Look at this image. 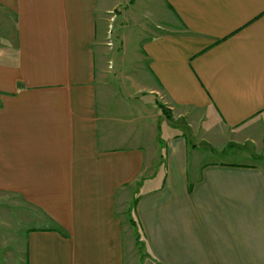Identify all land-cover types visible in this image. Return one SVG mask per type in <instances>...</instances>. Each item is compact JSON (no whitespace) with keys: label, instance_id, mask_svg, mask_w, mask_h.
<instances>
[{"label":"crops","instance_id":"crops-1","mask_svg":"<svg viewBox=\"0 0 264 264\" xmlns=\"http://www.w3.org/2000/svg\"><path fill=\"white\" fill-rule=\"evenodd\" d=\"M120 5L0 0V217L25 219L24 264H264V0H124L126 18L156 17L145 75L117 92L97 53ZM140 178L143 261L115 213Z\"/></svg>","mask_w":264,"mask_h":264},{"label":"rangeland","instance_id":"rangeland-1","mask_svg":"<svg viewBox=\"0 0 264 264\" xmlns=\"http://www.w3.org/2000/svg\"><path fill=\"white\" fill-rule=\"evenodd\" d=\"M116 1L118 2V4L122 5L116 7V9H114L108 15L107 18L109 21L107 24L106 36L102 43L103 50H101L100 53H97V55L99 57L98 63H102L107 75V78L105 80L108 82V84L111 85V87L116 88V90H118L117 92H120L122 89L120 81L123 72H126V75H128L129 77V80L125 79L126 89H128L127 86L131 83V81H133L131 79L132 77L138 78L145 75L143 69L140 67L141 64L145 65V62L140 54L138 55L139 48L137 46H141V31H143V33L146 35L147 28L154 24L156 14H154L152 18L141 12L140 16L133 15L131 16V19H128L123 14L124 9L127 8V6H123L124 0ZM98 16L99 15L97 14V17ZM174 26L183 29V25L180 22L175 21ZM145 35H142V37ZM118 68L121 71L119 76H117ZM98 79L104 80V78L100 74L98 75ZM155 99V96H153V98L147 100L148 107H157ZM157 101L158 103H160L158 99ZM167 109L169 110L170 117L159 110L161 112L160 115L162 119H165V121L167 120V123L172 126L176 125V127H179L178 131H180V133L183 132L186 135L191 134V131H189V129L191 128L193 130V133H196V135H198V137L195 138V141L198 142L201 146L205 145L204 142H210L214 145L213 147H219V145H221L223 141L221 139V131L215 128H211L210 130H206L204 132L203 128L197 126V115H194V113H190L188 116H179L177 115V113L172 114L169 108ZM189 122L191 125L188 124ZM158 137L157 139H159ZM215 151L217 152H213L211 154H208L207 156L210 159L225 158V156L222 155L219 150ZM226 151L231 152L230 148H227ZM231 156L234 157V155ZM160 160L161 162H163V154L161 155ZM142 180L143 178H140L128 185L126 187V194L124 199L122 200V202H118L115 207L116 215L121 217L125 221H129L133 218L134 201L139 194L140 184ZM24 212L31 213V215L33 216L37 214V211L33 209ZM4 213L10 214V211H4ZM9 216L0 217V264H24L23 237L22 234H20L16 230L19 229L20 226H22V223L26 221L24 218H17L16 221ZM16 222L18 223L17 225L19 228L17 227L15 229L14 227H16ZM132 226L134 227L133 237L136 242L137 249L140 253L139 257H141V261H143L144 256L141 248L142 243L140 240V234L138 229L135 228L134 225ZM140 264L142 263L140 262ZM146 264L150 263L147 262Z\"/></svg>","mask_w":264,"mask_h":264},{"label":"trees","instance_id":"trees-1","mask_svg":"<svg viewBox=\"0 0 264 264\" xmlns=\"http://www.w3.org/2000/svg\"><path fill=\"white\" fill-rule=\"evenodd\" d=\"M133 1H134V0H129L130 3H132ZM157 105L159 106V108L161 109V111H162L163 113L167 114V116L170 117V115H169V110L167 109V107H166L165 105H163V104H161V103H158V102H157ZM136 200H137V198L135 199L134 204L136 203ZM129 223H130L131 225L136 226V223H135V221H134L133 218L129 220Z\"/></svg>","mask_w":264,"mask_h":264}]
</instances>
